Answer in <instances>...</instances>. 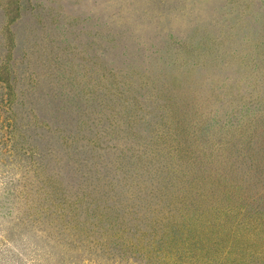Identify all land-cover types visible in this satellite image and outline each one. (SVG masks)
Segmentation results:
<instances>
[{"label":"rangeland","instance_id":"374dc122","mask_svg":"<svg viewBox=\"0 0 264 264\" xmlns=\"http://www.w3.org/2000/svg\"><path fill=\"white\" fill-rule=\"evenodd\" d=\"M0 264H264V0H0Z\"/></svg>","mask_w":264,"mask_h":264}]
</instances>
